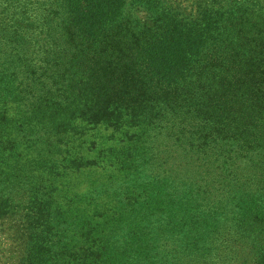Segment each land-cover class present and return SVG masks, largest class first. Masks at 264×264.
I'll return each instance as SVG.
<instances>
[{
    "label": "trees",
    "instance_id": "trees-1",
    "mask_svg": "<svg viewBox=\"0 0 264 264\" xmlns=\"http://www.w3.org/2000/svg\"><path fill=\"white\" fill-rule=\"evenodd\" d=\"M148 1L161 6L163 25L140 46L133 78L118 72L104 40L126 0H59L65 35L29 14L26 2L0 0V157L14 153L20 173L0 182L17 177L15 190L30 189L19 264L47 261L49 177L57 167L79 175L85 166L95 170L88 179L104 180L96 197L85 195L92 209L108 223L128 221L131 236L160 229L169 263H230L235 251L223 249L251 237V257L264 264V4L194 0L186 13L166 0ZM239 10L251 26L229 23ZM204 59L216 69L212 81L203 83L200 74L191 81ZM105 73L123 88L100 102L108 94L100 85ZM150 113L162 116L146 122ZM149 130L172 136L173 152L160 153ZM45 170L50 175L31 187L25 176L42 178ZM42 182L48 190L38 187ZM16 205L0 200V221L17 214Z\"/></svg>",
    "mask_w": 264,
    "mask_h": 264
},
{
    "label": "rangeland",
    "instance_id": "rangeland-1",
    "mask_svg": "<svg viewBox=\"0 0 264 264\" xmlns=\"http://www.w3.org/2000/svg\"><path fill=\"white\" fill-rule=\"evenodd\" d=\"M19 1L26 2L27 9L29 11L31 9L29 14L35 19L45 21L54 30V33L65 35V27L63 28V26L67 17L65 10L59 4V0ZM259 1L264 4V0ZM166 2L169 5H176L182 8L186 13H191V9H194V0H166ZM160 8V5L152 4L148 0H126L120 21L105 28L104 40L108 41L106 43L108 46L107 49L113 50L111 52L112 55L113 53L116 54L119 73L136 78L138 71L136 56L140 46L150 40L154 33L162 29L163 23L161 20L163 16H161ZM240 11L242 10L237 11L235 19L229 21V23L233 22L231 24H238L241 27L251 26V21L246 13ZM234 38L237 39V36ZM241 39L242 36L238 33V40ZM63 45L61 44V46ZM107 49L102 51L103 54H106ZM71 51L67 50L63 52L69 54ZM69 56L70 54L67 57ZM211 56L212 54L207 57ZM67 57L65 61L68 59ZM197 67V70L191 75V81H200L197 77L198 74H200L201 78L205 79L203 83L212 81L213 75L216 74V69L213 65L208 67L204 59ZM200 71H203V73H200ZM103 76L106 77L101 79L102 82H100V85L103 89H108V94L100 102H106L113 98L112 94L119 92L123 88L119 82L108 83L109 74L105 73ZM89 86L95 89L94 86ZM114 86L120 88L115 92ZM130 87L136 91L138 90V87L133 85V83ZM164 108L166 110L165 112L163 111ZM161 109L164 113L168 112L167 117H169L170 113L167 111L168 106L162 105ZM154 116L161 118L162 114H147L145 117L146 122ZM187 128L178 129V135L185 134ZM153 130L159 131L160 129L157 127ZM148 133L153 135L154 142L161 148L159 150L160 153H163V149L166 148H168L169 152H173L174 146H171V140H174V138L172 136L162 134L163 136L161 137V135L151 130ZM163 140H169V143L166 146H161ZM116 147L118 149L119 145ZM53 151L54 154L51 156V159L54 160L57 149L53 148ZM94 151L97 152V150ZM13 156L14 153H7L0 157V177L3 175V180L5 178L9 180L11 173L13 175L20 174L15 168ZM57 168L58 175L56 177L52 175L49 177L51 182L54 177V185L52 186L51 199L46 204L49 210L47 213L48 216L46 214V217L50 223L46 243L49 245L50 251L45 255L47 256L45 264H174L169 263L170 260L162 255L163 250L166 251L162 244L165 235H163L160 229L158 235L152 232V235L145 234L146 236H143L140 233L142 229L133 225L132 227L136 230L135 232H139L141 236H136L133 233L131 236L127 231V227L124 226L127 225L128 221L116 222L114 224L108 223L101 214V209H92L93 202H89L87 193L92 192V197H96L97 192H99L98 188L101 187L104 181L99 176H97L95 181H93V178H87V175L95 170L88 172L85 166L82 173L77 175L74 172V176L69 173L67 174V169L63 170L62 167ZM96 171L101 173L99 170ZM29 172L28 169L23 174H28ZM48 175L50 173L45 170L39 175L42 178L36 177L35 175L31 180V175L30 178L24 176L30 181L31 187H33V185H38L37 181L47 178ZM16 181L17 177H13L8 184L4 181L0 182V200L7 198L12 205L17 204L14 208H18L17 214H11L5 220L0 221V264H19L20 258L25 253L26 237L24 231H22L23 227L21 228V215L23 207L29 204L27 196L30 192L27 191H30V189L20 187L18 190H15L17 188L14 184ZM20 182L25 181L21 179ZM38 187H44L46 190L49 188L45 182H42ZM157 218L159 219V217ZM153 224L151 222V225ZM45 234L43 232V235ZM248 239L252 238L242 237L239 239L241 245L239 244L238 247L233 246V244L231 249L228 247L223 249L224 254L235 251L233 253V261H230V263L216 264H258L251 257L253 249ZM166 253L171 256L169 251H166ZM151 255L155 257L156 255L161 256L162 259L159 260L161 263H151V260H146L148 257L151 259ZM144 261L148 263H144Z\"/></svg>",
    "mask_w": 264,
    "mask_h": 264
}]
</instances>
